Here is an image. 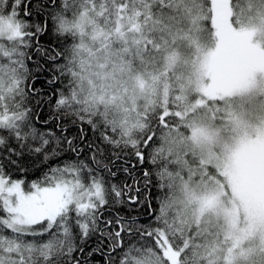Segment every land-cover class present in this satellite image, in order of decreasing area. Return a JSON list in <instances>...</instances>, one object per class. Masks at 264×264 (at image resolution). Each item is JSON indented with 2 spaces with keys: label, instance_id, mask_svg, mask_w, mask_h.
I'll return each instance as SVG.
<instances>
[{
  "label": "snow or ice",
  "instance_id": "6c2138e0",
  "mask_svg": "<svg viewBox=\"0 0 264 264\" xmlns=\"http://www.w3.org/2000/svg\"><path fill=\"white\" fill-rule=\"evenodd\" d=\"M94 253L264 264V0H0V264Z\"/></svg>",
  "mask_w": 264,
  "mask_h": 264
},
{
  "label": "trees",
  "instance_id": "16d2710c",
  "mask_svg": "<svg viewBox=\"0 0 264 264\" xmlns=\"http://www.w3.org/2000/svg\"><path fill=\"white\" fill-rule=\"evenodd\" d=\"M40 42L42 44L46 45V46H50V47H53V48H59L61 43H68L69 41H65L64 37H62V36L58 38L57 34L53 31L49 35L43 36L41 38ZM33 59H35V57H33ZM41 63L42 64L44 63L43 60H41ZM29 67L34 68L35 65L32 64L31 62H29ZM45 67H48V65H45ZM39 75L41 77V82H38L36 86L37 87H43L44 86L43 85L44 77L50 75V73L45 72V73H42V74H39ZM41 111H42V114L45 117H47L48 109L44 108ZM56 131H57V133L59 132L58 129ZM70 131L73 134H75V132L77 131V128L76 127H71ZM86 132H87V139L88 140H96V135L97 134H94L93 131H91L90 129H87V128H86ZM66 158L67 157H65V159ZM131 159H132L133 162H135V158L134 157H132ZM146 167H147V165L139 166L136 174L139 175L140 172L142 171V169L146 168ZM39 175H40L39 172L32 173L29 176V179H35ZM125 179H127L128 182L131 183V179L129 177H127L126 174H124L123 172H120V173H118V177L117 178H113V182H117V180L123 181ZM153 194H155V190H153ZM119 211H120V213L122 215L139 216L140 217V222L144 223V222H146V220L148 218V213H149L150 210H149L147 204H145L143 207L137 206L134 211H131L129 209V207L127 205H125V206L119 208ZM151 211H158V202L155 199H153V201H152V209H151ZM97 242H98V234H97V236H93L91 238V240L88 241V245H87L86 251H91L92 248H95L97 246ZM107 244H108V242L105 239L104 243L102 245V247L104 248L105 251H107ZM89 264H105V257L103 255H101L100 253H94L91 257H89Z\"/></svg>",
  "mask_w": 264,
  "mask_h": 264
},
{
  "label": "clouds",
  "instance_id": "9594fccd",
  "mask_svg": "<svg viewBox=\"0 0 264 264\" xmlns=\"http://www.w3.org/2000/svg\"><path fill=\"white\" fill-rule=\"evenodd\" d=\"M242 6H244V5L242 4ZM244 110H245V112L248 113V118H250V119H255L259 115V113L253 112L251 110L250 106L246 105ZM217 123L219 124V121H217Z\"/></svg>",
  "mask_w": 264,
  "mask_h": 264
}]
</instances>
